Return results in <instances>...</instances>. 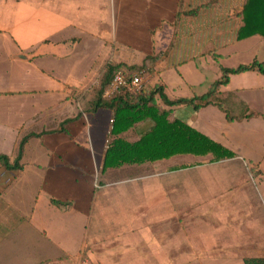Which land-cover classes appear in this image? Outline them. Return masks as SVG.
Returning <instances> with one entry per match:
<instances>
[{
  "label": "crops",
  "instance_id": "0c3cea01",
  "mask_svg": "<svg viewBox=\"0 0 264 264\" xmlns=\"http://www.w3.org/2000/svg\"><path fill=\"white\" fill-rule=\"evenodd\" d=\"M246 2L0 0V155L14 165L21 141L37 136L21 168L0 164V264H183L184 248L245 256L246 240L262 245L264 220L249 208L264 192L249 167L263 176L264 75H232L221 89L233 115H259L240 121L157 95L172 119L236 153L221 162L185 154L103 169L113 111L86 110L111 63L141 66L170 50L145 87L175 101L207 94L221 67H238L231 58L264 62V38H237ZM152 126L121 136L133 144Z\"/></svg>",
  "mask_w": 264,
  "mask_h": 264
},
{
  "label": "trees",
  "instance_id": "16d2710c",
  "mask_svg": "<svg viewBox=\"0 0 264 264\" xmlns=\"http://www.w3.org/2000/svg\"><path fill=\"white\" fill-rule=\"evenodd\" d=\"M239 17L243 22V26L237 35L239 41L251 37L264 38V0H247ZM169 51L148 56L141 66L109 64L98 81V87L91 96L87 97L86 110L88 113L96 112L99 109H108L115 113V123L111 131L109 149L106 153L103 169L111 166L141 165L185 154L200 158L208 157L212 162H221L236 157V153L222 144L185 123L172 119L170 111L163 110L157 105V95L169 107L185 105L200 110L208 106H215L226 114L229 122L259 116L252 112L245 116L233 115L225 108L221 93V89L229 85L232 75L246 72H258L264 75V62L257 60L237 68L221 67L220 78L212 85L209 92L203 96L170 101L163 90L144 87L141 93H135L131 89L126 88L122 93L105 97V92L113 83L117 73L125 72L128 76H132L145 71V77L152 75L156 67L167 57ZM147 120L151 121L153 126L139 141L132 144L127 142L126 138H122V134L134 128L140 122ZM33 137L37 136L29 135L19 144L17 163L12 165L7 156L0 155V164L7 169L21 168L19 161L22 159L26 147ZM249 173L254 177H257L258 174L260 175L258 166L249 167ZM54 204L60 205L59 202H54ZM244 264H264V257L246 258Z\"/></svg>",
  "mask_w": 264,
  "mask_h": 264
},
{
  "label": "rangeland",
  "instance_id": "374dc122",
  "mask_svg": "<svg viewBox=\"0 0 264 264\" xmlns=\"http://www.w3.org/2000/svg\"><path fill=\"white\" fill-rule=\"evenodd\" d=\"M253 61H254L253 58H251L250 56H243V57H240V58L239 57L231 58V60L229 62H225V65L232 66V67H236V66L239 67L241 65H248V63H251ZM136 62H139L138 58H135V63ZM207 73L209 75L211 73V70L208 69ZM149 78H150V76H148L146 78V80L149 79ZM97 87H98V84L95 86L94 89H96ZM94 91L95 90L90 92L88 97L91 96V94ZM237 111H241V110L237 109ZM234 113L238 114L240 112H234ZM258 136H259V134L256 135L257 138H259ZM236 141H238V140H236ZM263 159L264 158H259L256 161H261V160L263 161ZM200 160H202V159L200 158ZM260 169L263 171V176L260 177V175L258 174V176H257V188L261 192H262L261 189H263V192H264V161L262 162V166L260 167ZM253 192L255 194L256 191L254 190ZM256 193H258V192H256ZM254 199H257V198H254ZM257 205H258V203L255 201L254 205L252 206V208H249V210H251L252 213L256 214L257 217H260L261 219L264 220V204H261L260 206H258V208H255ZM233 241H238V239H229V240L219 239V240H216V242L221 243V245H224L225 243H232ZM240 241H242V240H240ZM246 241H250V243H251V245L247 246V251L248 252L245 255L246 257H262V256L264 257V239H263V242H262L261 246L258 245V241L257 240L248 239ZM255 243H256V245H255ZM222 248L223 247H220L219 249H217V250H219V254H210V255H205V254H202V253L195 252L196 250L194 251V249L190 250V248H184L183 249L184 253L181 255L182 262H183V264H210L212 262V260H215V264H220V263H218L217 260H219V261L226 260V261H229L230 264H242L243 259H244L245 256L239 255V254H234V253H232L230 255L229 254L224 255V254H222V251H223ZM230 250L233 251L234 248H230ZM84 264H91V263H90V261L88 259V260L85 261Z\"/></svg>",
  "mask_w": 264,
  "mask_h": 264
},
{
  "label": "built area",
  "instance_id": "2783aa9c",
  "mask_svg": "<svg viewBox=\"0 0 264 264\" xmlns=\"http://www.w3.org/2000/svg\"><path fill=\"white\" fill-rule=\"evenodd\" d=\"M145 71L128 76L125 72H119L116 74L113 83L105 92V97H111L115 94L122 93L126 88L131 89L135 93H141L146 85ZM115 123V113L113 112L112 117L109 121V133L106 141V151L109 149L111 131Z\"/></svg>",
  "mask_w": 264,
  "mask_h": 264
}]
</instances>
